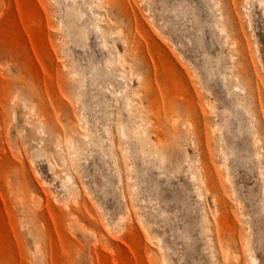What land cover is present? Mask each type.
<instances>
[{"label": "rangeland", "instance_id": "374dc122", "mask_svg": "<svg viewBox=\"0 0 264 264\" xmlns=\"http://www.w3.org/2000/svg\"><path fill=\"white\" fill-rule=\"evenodd\" d=\"M78 1L0 0V264H264V0Z\"/></svg>", "mask_w": 264, "mask_h": 264}, {"label": "bare ground", "instance_id": "6f19581e", "mask_svg": "<svg viewBox=\"0 0 264 264\" xmlns=\"http://www.w3.org/2000/svg\"><path fill=\"white\" fill-rule=\"evenodd\" d=\"M101 1L102 0H97L96 1V3L97 4H99V3H101ZM81 2L82 3H88V1L87 0H81ZM102 15H100L99 14V12L97 13V12H93V17H94V19L96 20L95 21V24H94V27L96 28V30L98 31V32H100L102 29H103V25L101 24V17ZM79 20H82V10H81V7H80V2L78 1V0H73V3L72 4H69V5H67L66 6V8H65V10H64V18L62 19V25L65 27V29H66V31H67V35L71 38V37H74V36H76L77 35V32H75L76 31V29H78V35H77V37L81 40V42L82 41H86L87 40V36H88V33H87V29H86V27L85 26H82V27H79V25L77 24V22L76 21H79ZM228 22L229 23H234V17H233V15L231 14V13H228ZM218 27V26H217ZM221 30L223 31V32H225V26L224 25H222L221 26ZM221 31V32H222ZM232 31V33L234 32V29H232L231 30ZM121 31L120 30H118L117 32H116V34H117V39H118V37H122L121 36ZM113 34H115V33H113ZM115 34V35H116ZM230 34V33H229ZM231 35V34H230ZM233 35H234V40L236 39V40H238V42H239V44H240V47H242V50H243V54H244V56H246L247 55V53H248V49L250 50V48H249V46H248V42L247 41H249V40H247V41H244L243 40V38L241 39L240 37H239V35H237V34H235V33H233ZM245 37V36H244ZM226 43V42H225ZM228 43V42H227ZM227 43H226V45H227ZM228 44H231V43H228ZM232 46L233 45H235L234 43H232L231 44ZM64 46H65V43H64ZM228 48H230V47H228ZM230 50H231V48H230ZM138 51V50H137ZM141 51V50H140ZM228 51V50H227ZM232 52V51H231ZM251 52V51H250ZM117 55H118V57H120V61H117L116 62V60L115 61H113L112 63L113 64H120L121 66H123V67H125V69H129L130 70V72H132L133 74H135L136 75V77H137V80H141V77H142V75H141V73L139 72L140 70H139V68H144V67H147V59H142L141 61H139L138 63H137V61H135V60H131L130 58H127V56L126 55H122V54H120V53H116ZM251 54V53H250ZM232 57V56H231ZM231 57H230V59H231ZM247 57H250V55L248 54L247 56H246V58H244V59H247ZM249 59V58H248ZM118 60H119V58H118ZM137 60V59H136ZM232 60V59H231ZM233 61V60H232ZM154 62V61H153ZM245 62H247L246 60H245ZM245 64V67H244V69H246V68H248L247 67V63H244ZM138 67V69H135V67ZM148 68V67H147ZM186 70V69H185ZM107 71H108V73H112L113 71H114V69H113V65L111 64V63H108L107 64ZM240 73H243L244 71L242 70V68H240ZM67 73V72H66ZM96 77L99 75V73H98V71L96 70ZM155 73V72H154ZM92 74L94 75V72H92ZM117 75H118V79L120 80V83H119V87L117 88V89H115V88H111V87H107V93L105 94V97H104V104L107 106V105H110V100L111 99H115V100H120L121 99V102H123V106L126 108V109H129V114L131 113V112H135L136 113V111H133L132 109H133V107H135L136 108V106L138 105V103H136V100L134 101L133 100V92H132V90H131V84H130V82L128 81V79H127V76H128V74H127V72H125V70L124 69H121L120 71H118L117 73H116ZM66 75V74H65ZM71 75H72V77H73V79H75L77 76H78V72L76 71V70H72L71 71ZM85 77H86V75L84 74V75H82L81 77H80V79H81V82L82 83H84V80H85ZM199 79V78H198ZM200 83H201V81H200ZM202 84H203V82H202ZM201 84V86H204V84L202 85ZM238 86H236V88H237ZM83 95H84V93H83V91H81V92H79L78 93V96H79V98H83ZM261 99H259V101H260ZM71 101V100H70ZM182 102V101H181ZM261 102V101H260ZM71 104H72V102H71ZM142 104V102H140L139 103V105H141ZM210 104V103H209ZM211 106V108L212 109H214L215 108V106L214 105H210ZM210 108V109H211ZM211 109V110H212ZM164 110V109H163ZM210 110V111H211ZM203 111H205L204 109H203ZM181 112V111H180ZM140 113V112H139ZM263 113V112H262ZM83 114V113H82ZM206 113H204V115H205ZM86 118H87V116H88V114L86 113V112H84V114H83ZM132 115H133V113H132ZM264 115V114H263ZM143 116V115H142ZM208 116V115H207ZM130 117V116H129ZM206 117V116H205ZM204 117V118H205ZM264 117V116H263ZM127 118V117H126ZM133 118V117H132ZM206 119V118H205ZM127 120V119H126ZM130 121H131V119H129ZM129 120H127V121H129ZM207 120V119H206ZM130 123H132V122H130ZM151 123V122H150ZM176 123V122H175ZM133 125H134V121H133V123H132ZM131 125V124H129V123H127V122H124V119L121 121V129H122V134L123 135H128V134H130V135H140L141 136V138H142V142H144L146 145H148V146H152V141H153V143L155 142L154 141V139H153V132H152V135H151V133H150V131L148 132L147 130V128H146V125H142V124H136V125ZM157 125V124H156ZM172 126H174V125H172ZM178 126V125H177ZM149 127V126H148ZM153 128V127H152ZM169 128V127H168ZM175 129H177V127H174ZM170 130L171 129H173V127H171V128H169ZM168 129V130H169ZM187 130V129H186ZM175 131H177V130H175ZM175 131H174V129H173V132H174V135H175ZM167 132V131H166ZM171 132H172V130H171ZM178 132H179V130H178ZM186 132H188V131H185V133ZM107 133H109L108 132V130H107ZM154 133H157V132H154ZM180 133V132H179ZM82 134V133H81ZM89 134L91 135L92 133L91 132H89ZM87 135V134H82V136H86V138H89L90 137V135ZM167 134H168V132H167ZM169 134H170V132H169ZM176 134H178V133H176ZM155 135V134H154ZM186 135H188L187 133H186ZM92 136V135H91ZM155 137H159V134H157V135H155ZM162 137V136H161ZM174 137V136H173ZM176 137V136H175ZM85 138V137H84ZM259 141H261V140H258V142ZM159 143V142H158ZM145 145V146H146ZM156 146V145H155ZM154 146V147H155ZM173 147V146H172ZM148 148H150V147H148ZM157 148V147H156ZM153 149V148H152ZM78 150V149H77ZM76 150V151H77ZM154 150V149H153ZM157 150V149H156ZM159 150V149H158ZM154 151L155 152V154L157 155H161V154H163L162 153V151ZM161 150V149H160ZM167 150V149H166ZM78 154H79V152H78ZM259 154V153H258ZM78 156H80V155H78ZM78 156H76V154H75V157H78ZM161 159V158H160ZM169 159V158H168ZM162 160V159H161ZM68 175V174H67ZM72 179V177L70 176V175H68L66 178H65V187H67L68 186V184L69 185H72V183L70 184V182L72 181L71 180ZM64 180V179H63ZM75 185V184H74ZM74 185H72V186H74ZM75 186H77V185H75ZM75 186H74V188H75ZM71 188H73V187H71ZM3 236H5V233H3V232H1L0 233V238L1 237H3ZM149 252H150V255H151V260H152V258H153V260L157 263V261H158V263H159V258H158V256H157V254H155V251L153 250V249H149ZM157 253V252H156ZM251 259H252V264H254V262H256V259L254 258V257H251ZM154 261H152L153 263H154ZM157 263V264H158ZM155 264V263H154Z\"/></svg>", "mask_w": 264, "mask_h": 264}]
</instances>
